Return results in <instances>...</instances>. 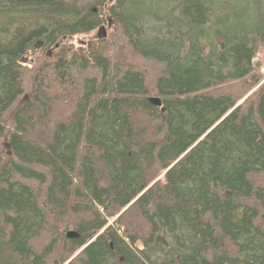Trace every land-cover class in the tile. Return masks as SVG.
I'll list each match as a JSON object with an SVG mask.
<instances>
[{"label": "trees", "instance_id": "trees-1", "mask_svg": "<svg viewBox=\"0 0 264 264\" xmlns=\"http://www.w3.org/2000/svg\"><path fill=\"white\" fill-rule=\"evenodd\" d=\"M108 1L0 0V264H264V0Z\"/></svg>", "mask_w": 264, "mask_h": 264}, {"label": "rangeland", "instance_id": "rangeland-1", "mask_svg": "<svg viewBox=\"0 0 264 264\" xmlns=\"http://www.w3.org/2000/svg\"><path fill=\"white\" fill-rule=\"evenodd\" d=\"M135 1H137V0H135ZM141 1H143V0H141ZM226 1L229 3V6H230V7H228V11H233L234 14H236L237 16H238V13L241 12L244 8H246V7L254 8L256 6L254 4V7H252V4H251L255 0H226ZM150 7L153 10L152 12L158 10L160 13H162V10L156 8L157 6L155 7V5H150ZM230 20L237 21L238 19L235 17H230ZM109 21H112V20L109 18ZM101 27H103V26H101ZM103 28H104L105 36H104V38H101V39H106L108 37V35L110 34V32L106 27H103ZM99 29H97L93 34H91L87 37H83V39L80 37L69 38L68 43L72 41L70 44H72L75 48H77L79 46V44H84V42H88L90 40L97 38V36H98L97 34H98ZM70 50H72V48L69 47V45L64 44V52L63 53H69L68 51H70ZM29 54H30V56H29ZM52 55L55 56V53H53V51H51V50H43V51L41 50L40 51L37 48H34L32 51H30L28 53V56L25 59L26 61L23 63V66L26 67L27 69H31L34 65H36L38 63L37 62L38 60H40V59L43 60V58H46V57L48 59H51ZM253 64H254V66L259 68L260 78H263V81H264V44L261 45L260 48L258 49L256 57L253 60ZM25 100H27L26 97H25ZM240 103H241V101H240ZM5 144H7V142L4 139H0V148H1L0 154L2 152H4V154L6 155V152L8 149L4 147ZM61 231L62 230H60V232ZM67 231L73 232L72 229H68V230H66V232ZM64 233L65 232H63V234ZM43 242H44V240H43ZM39 245H41V244H39Z\"/></svg>", "mask_w": 264, "mask_h": 264}, {"label": "water", "instance_id": "water-1", "mask_svg": "<svg viewBox=\"0 0 264 264\" xmlns=\"http://www.w3.org/2000/svg\"><path fill=\"white\" fill-rule=\"evenodd\" d=\"M113 0H109V3H111ZM97 38L98 39H101V38H104L105 34H104V28L101 27L99 30H98V34H97ZM149 103L152 104L153 106L155 107H160V101L159 99H149ZM5 148H9L7 144L4 145ZM67 238L69 239H75V238H78V235L74 232L72 233H69L67 235Z\"/></svg>", "mask_w": 264, "mask_h": 264}, {"label": "bare ground", "instance_id": "bare-ground-1", "mask_svg": "<svg viewBox=\"0 0 264 264\" xmlns=\"http://www.w3.org/2000/svg\"><path fill=\"white\" fill-rule=\"evenodd\" d=\"M108 3H109V1H108ZM110 4V3H109ZM43 50H45V49H43ZM28 56V55H27ZM29 56H30V54H29ZM24 69V68H23ZM149 99H158V98H149ZM149 99H148V101H149ZM160 101V100H159ZM160 107H161V101H160ZM159 108V107H158ZM69 233H72V232H68L67 234H66V238H67V235L69 234ZM67 239H69V238H67Z\"/></svg>", "mask_w": 264, "mask_h": 264}]
</instances>
